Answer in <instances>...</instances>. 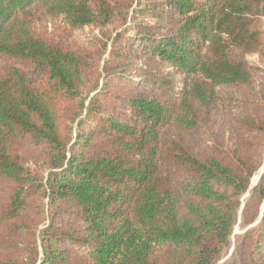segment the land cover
I'll return each mask as SVG.
<instances>
[{"label": "trees", "instance_id": "obj_1", "mask_svg": "<svg viewBox=\"0 0 264 264\" xmlns=\"http://www.w3.org/2000/svg\"><path fill=\"white\" fill-rule=\"evenodd\" d=\"M263 164L264 0H0V264H264Z\"/></svg>", "mask_w": 264, "mask_h": 264}, {"label": "rangeland", "instance_id": "obj_2", "mask_svg": "<svg viewBox=\"0 0 264 264\" xmlns=\"http://www.w3.org/2000/svg\"><path fill=\"white\" fill-rule=\"evenodd\" d=\"M93 33L97 34V32L96 31L93 32L91 28H85L83 32V34L86 36H91ZM247 60L251 64L261 66L260 60L258 59L257 56H249L247 57ZM263 172H264V164L262 165L258 173H256V175L252 178V181H251L252 186H255L257 184ZM246 197L247 195L245 196V199ZM242 233L243 231L241 230L240 226L239 225L236 226L234 230V235H240ZM234 248H235V243H234V240H232V246L230 247V250L226 253L225 257L223 258V260L219 262V264H236V262L233 260L234 259Z\"/></svg>", "mask_w": 264, "mask_h": 264}, {"label": "water", "instance_id": "obj_3", "mask_svg": "<svg viewBox=\"0 0 264 264\" xmlns=\"http://www.w3.org/2000/svg\"><path fill=\"white\" fill-rule=\"evenodd\" d=\"M264 210V204H263V208H262V211Z\"/></svg>", "mask_w": 264, "mask_h": 264}]
</instances>
